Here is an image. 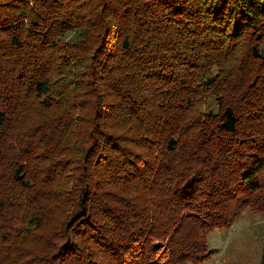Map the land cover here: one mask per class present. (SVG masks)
Masks as SVG:
<instances>
[{"label": "trees", "instance_id": "obj_1", "mask_svg": "<svg viewBox=\"0 0 264 264\" xmlns=\"http://www.w3.org/2000/svg\"><path fill=\"white\" fill-rule=\"evenodd\" d=\"M264 212V0H0V264H204Z\"/></svg>", "mask_w": 264, "mask_h": 264}, {"label": "rangeland", "instance_id": "obj_2", "mask_svg": "<svg viewBox=\"0 0 264 264\" xmlns=\"http://www.w3.org/2000/svg\"><path fill=\"white\" fill-rule=\"evenodd\" d=\"M236 207L227 227L206 234L208 251L215 253L204 264H264V212L245 201Z\"/></svg>", "mask_w": 264, "mask_h": 264}]
</instances>
